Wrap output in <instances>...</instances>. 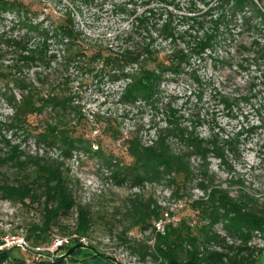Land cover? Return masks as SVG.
I'll list each match as a JSON object with an SVG mask.
<instances>
[{"label": "rangeland", "instance_id": "374dc122", "mask_svg": "<svg viewBox=\"0 0 264 264\" xmlns=\"http://www.w3.org/2000/svg\"><path fill=\"white\" fill-rule=\"evenodd\" d=\"M177 1L176 7L168 0H0V157L8 156L12 144L22 150L23 159L38 154L64 160L77 199L90 204L96 212L106 213L108 219L107 222L97 219L86 239L124 264L162 262L151 256L139 261V256L130 253L119 237L121 229L129 223L118 214L119 206L129 194L135 191L152 194L176 215L187 212L183 207L185 201L177 202L171 195L172 188L163 182L145 183L144 187H131L129 181L116 183L105 155L132 161L125 146L128 135L138 134L145 144L151 143L157 128L167 125L175 113L182 123L195 125L200 136L215 138L219 145L228 148L227 140L235 139L240 155L225 150L234 164V174L245 181L248 189L264 190V124L256 109L264 99V92L260 91L264 88L263 19L249 8L250 20L238 13L212 31L215 23L211 15L219 14L217 0H209V5L203 0ZM192 1L197 6L189 10ZM254 2L264 12V0ZM166 6L175 10V23L181 30L191 23L181 13L206 15L204 26L195 23L198 30L190 28L184 38L165 40L153 26L164 23ZM211 6L214 7L209 11ZM67 11L75 16L82 30L80 41L60 38L54 33L65 21ZM142 16L148 17L156 37L153 40L159 48L156 52L147 50L152 40L139 19ZM248 21H258L259 25L249 26ZM204 30L214 32L210 38L213 43L200 51L193 45L190 49L186 41H192L197 31L204 36ZM180 47L190 50V63H184L180 70L167 67L158 70L157 64L169 62L167 54H176ZM81 48L83 52L79 51ZM118 55L127 60L120 63ZM144 67L156 70H143ZM152 73H159L160 77L153 97L147 99L139 92L140 82ZM29 83L43 95L53 89L61 94L62 88H67L73 98L72 106L58 113L47 105L41 114L30 116L31 124L39 126L33 129L18 118L16 108L8 101L11 94L20 100ZM59 120L86 139L85 149L79 147L65 156L58 144L40 139L39 130ZM114 131L118 137L113 136ZM192 160L196 164L198 157ZM208 160L210 169L220 178L230 177L213 151ZM4 162L0 165V249L15 242L24 244L20 254L33 262L36 257L28 254L24 246H30L26 235L31 223L41 218V209L7 195L6 183H16L21 174L7 160ZM192 192L194 197L202 194L197 188ZM62 220L73 226L76 214L73 212ZM166 221L155 222L146 230L134 227L130 235L151 242ZM216 229L225 234L221 223ZM68 239L63 246L80 241L76 235ZM251 244L264 247V237L256 235ZM59 247L50 253L59 254Z\"/></svg>", "mask_w": 264, "mask_h": 264}, {"label": "trees", "instance_id": "16d2710c", "mask_svg": "<svg viewBox=\"0 0 264 264\" xmlns=\"http://www.w3.org/2000/svg\"><path fill=\"white\" fill-rule=\"evenodd\" d=\"M203 1L209 5V0ZM168 3L179 6L177 0H168ZM190 6L189 10H193L197 3L192 1ZM217 6L219 14L211 15V21L215 23L212 31L219 29L222 22L227 23L230 17L238 13L246 21L250 20L247 14L249 8L261 15L264 23V12L254 0H217ZM166 7L167 18L164 23L153 26L157 35L165 40H176L180 36L184 38L191 29L198 30L195 23L204 26L206 15L181 13L187 22H191L188 27L181 30L175 23V10ZM213 7H209L208 10L211 11ZM139 19L152 40L147 45L148 52H156L159 48L153 42L156 37L149 26L148 17L142 16ZM248 24L257 26L259 22L248 21ZM59 26L60 28L54 30L56 36L80 41L82 30L77 26L76 18L71 11H67L65 21ZM208 31L211 30H204V36L198 35L197 31L192 41L187 40L190 49L197 48L200 51L204 46L210 47L212 42L210 38L215 34L214 32L209 34ZM176 50V54H167L166 59L169 62L163 60L165 66L157 64L158 70L166 67L180 70L184 63H190V50L182 47ZM79 51L83 52L82 48ZM84 53L88 51L84 50ZM261 56L264 57V52ZM125 59L127 60L122 56L118 61L122 63ZM145 68L147 67L143 70ZM159 77V73H152L141 80L139 92L147 99L153 97L152 93ZM23 89L26 92L20 100L11 94L8 101L16 108L18 118L33 129H39V126L31 124L30 116L41 114L47 105L58 113L66 112L72 106V95L66 92L65 87L62 88L61 94L53 89L46 95H43L33 83H29ZM260 91L264 92V88ZM256 109L264 124V99H261ZM81 117L82 114L78 115L79 122L82 121ZM173 117L174 119L167 125L157 128L156 137L151 143L145 144L138 134L132 133L127 136L125 146L132 161L124 162L117 156L105 155L117 184L129 181L131 187H144L145 183L163 182L172 188L171 195L177 202L185 201L183 207L187 209L186 214L179 215L177 221H166L164 231L156 233L149 242L148 239L131 236L132 228L149 229L155 222L166 220L167 216L176 212L160 204L152 194L132 192L119 206L121 210L118 214L121 213L122 217L129 221L119 234L122 243L130 253L139 256V261L151 256L156 261L162 259L161 264H257L264 247L257 248L251 242L256 235L264 237V190L259 192L248 189L245 181L234 174V164L227 157L225 150L239 156L241 151L236 140L232 138L227 140L230 147L226 148L219 145L215 138L207 139L200 136L196 126L182 123L179 115L173 113ZM76 131L59 120L56 124L48 123L47 128L39 130L37 134L49 144H58L63 155L69 156L74 149L79 147L85 149L86 139L76 134ZM113 136L118 137V133L114 131ZM9 147L8 156L0 157V165L7 160L6 163L14 165L21 176L17 178L16 183H6L7 195L24 204L38 205L41 209V218L31 223L29 233L26 235L30 246H27L25 251L36 257L33 262H28L26 257L21 256L23 246L15 242L0 249V264H111L94 256L85 248L76 249L67 258L57 259L30 250L40 247L50 253V246L56 237L68 238L76 235L80 240L89 236L97 219L103 222H107L108 219L106 213L96 212L90 204L77 199L64 160L38 154L28 155L23 159L22 150L18 145L10 144ZM212 151L220 158V165L230 176L225 180L210 169L208 157ZM195 156L198 157L196 164L192 160ZM194 188L200 189L202 194L194 197L192 192ZM73 212L76 214L75 224L71 226L64 223L62 218ZM219 223L225 234L216 229ZM66 244L67 242L64 243ZM68 247L61 245L60 253Z\"/></svg>", "mask_w": 264, "mask_h": 264}, {"label": "water", "instance_id": "95a60500", "mask_svg": "<svg viewBox=\"0 0 264 264\" xmlns=\"http://www.w3.org/2000/svg\"><path fill=\"white\" fill-rule=\"evenodd\" d=\"M21 245H24V244H21ZM24 247L27 248V246H24ZM78 248L88 249L89 251L92 252V254L94 256L100 257L103 260H105L111 264H124L116 256L109 254V253L102 252L96 246H94L90 243L82 242V241H77L74 244H71V246H69L63 253L56 254V255H53V254L46 252L45 250H42L39 248H36V249L30 248V250L34 253L44 255V256H47V257H50L53 259H57L60 257L67 258V257L71 256L74 253V251ZM257 264H264V250H263V254L261 256V259L257 262Z\"/></svg>", "mask_w": 264, "mask_h": 264}, {"label": "built area", "instance_id": "2783aa9c", "mask_svg": "<svg viewBox=\"0 0 264 264\" xmlns=\"http://www.w3.org/2000/svg\"><path fill=\"white\" fill-rule=\"evenodd\" d=\"M179 219V217H178V215H176V214H173V215H171V216H167V221L169 220H172V221H177ZM159 222V221H158ZM164 228H165V224L163 225V227H162V230L161 231H164ZM80 241H82V242H85V243H89L88 242V240L86 239V237H82L81 239H80ZM65 242H69V239L68 238H61V237H56L55 239H54V242L52 243V245L50 246V249H55V248H57L58 246H61V245H63Z\"/></svg>", "mask_w": 264, "mask_h": 264}]
</instances>
